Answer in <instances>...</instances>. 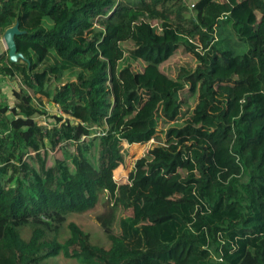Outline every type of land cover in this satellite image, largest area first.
<instances>
[{
    "label": "trees",
    "instance_id": "obj_1",
    "mask_svg": "<svg viewBox=\"0 0 264 264\" xmlns=\"http://www.w3.org/2000/svg\"><path fill=\"white\" fill-rule=\"evenodd\" d=\"M16 18L25 60L0 53V82L13 85L0 96V264L57 255L264 264V0H0V34ZM222 19L248 43L245 53L215 48ZM179 51L194 65L170 64ZM192 96L184 123L159 130ZM150 140L116 182L121 142ZM99 202L107 248L66 223ZM138 202L114 233L115 212Z\"/></svg>",
    "mask_w": 264,
    "mask_h": 264
},
{
    "label": "rangeland",
    "instance_id": "obj_2",
    "mask_svg": "<svg viewBox=\"0 0 264 264\" xmlns=\"http://www.w3.org/2000/svg\"><path fill=\"white\" fill-rule=\"evenodd\" d=\"M46 27L51 26V21L46 19L44 22ZM215 40L213 42L215 48L222 50V49H229L233 51L234 54L241 55L245 53L248 49V43L245 40H242L238 37V35L234 32L233 28L231 27V23L229 20H220L218 23V26L216 27V31L214 32ZM200 43V42H199ZM198 43V44H199ZM24 47V46H23ZM201 46L199 45V48ZM202 50V49H201ZM175 62L176 65H182V64H191L194 65V61L192 58V55L189 51L186 53H183L182 51L177 52L176 56L170 61V64H173ZM54 84H52L53 86ZM10 86H13L12 83L8 80H3L0 82V91L1 94H5L9 91ZM2 99V98H0ZM6 102L9 101L11 103L12 98L9 97V100L7 98L4 99ZM196 98L195 96H192L189 98L188 103L184 106H182L181 113L179 117H177L176 121H171L169 124L166 125H159L158 129H162V131L165 130L168 125H179L183 124L185 119L189 117L190 108L195 104ZM43 103H45L46 107L49 109V111L54 110L53 113L57 114L61 117H68L71 118L70 115L62 112V110L55 106V104L51 101V98L46 99L43 98ZM49 119L51 118V115H49ZM47 116H36L35 120L43 125L47 126L48 120L46 119ZM163 135V133H162ZM165 136H163L164 139ZM163 139L161 141H163ZM156 140V139H155ZM150 140L149 142L143 143V144H128L125 141L121 142V154H122V163L121 166L118 167L113 171V178L118 183H124L127 181L128 173L131 169H133V166L135 165V162L140 159L143 155L147 153L152 147H154L156 141ZM72 144H68L65 150V155L68 156L70 153H72ZM69 149V150H68ZM53 152H50V154ZM62 153H59L61 155ZM49 163H51V158L49 159ZM141 202L136 203L132 208L127 209L125 211L119 209L115 212L113 223H112V229L114 233L119 234L120 233V226L119 222L120 219L124 216H130L133 213L137 212L139 208L141 207ZM106 208L103 206L102 202H99L93 209L88 210L83 213H70L67 215L66 223L68 222H75L84 232L88 233L89 240L93 244H97L100 246L108 247L109 241L107 240L102 227L100 226L99 222L97 221V216L102 213ZM164 213V211H161ZM69 236V232L66 228V224L61 228V235L59 236V241L63 242L67 237ZM48 264H82L81 262L66 258L62 255H57L55 257H51L48 259Z\"/></svg>",
    "mask_w": 264,
    "mask_h": 264
},
{
    "label": "water",
    "instance_id": "obj_3",
    "mask_svg": "<svg viewBox=\"0 0 264 264\" xmlns=\"http://www.w3.org/2000/svg\"><path fill=\"white\" fill-rule=\"evenodd\" d=\"M24 32V30L19 28V21L16 18L15 22L6 27L2 33V40L7 50L8 60L11 63H18L20 60H25L23 54L18 51L15 42V36Z\"/></svg>",
    "mask_w": 264,
    "mask_h": 264
},
{
    "label": "crops",
    "instance_id": "obj_4",
    "mask_svg": "<svg viewBox=\"0 0 264 264\" xmlns=\"http://www.w3.org/2000/svg\"><path fill=\"white\" fill-rule=\"evenodd\" d=\"M4 52L7 54L5 44L2 40V34H0V53H4Z\"/></svg>",
    "mask_w": 264,
    "mask_h": 264
}]
</instances>
